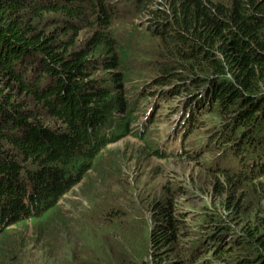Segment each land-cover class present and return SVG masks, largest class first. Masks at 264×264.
Here are the masks:
<instances>
[{
	"label": "trees",
	"instance_id": "trees-1",
	"mask_svg": "<svg viewBox=\"0 0 264 264\" xmlns=\"http://www.w3.org/2000/svg\"><path fill=\"white\" fill-rule=\"evenodd\" d=\"M123 11L130 18L126 23ZM139 78L170 98L190 99L194 115H201L200 130L207 126L204 111L218 115V124L211 125L213 146L202 151L220 149L237 172L203 167L207 175L223 183L264 182V0H0V258L8 254L3 264H20L18 242H4L8 227L28 223L35 242L43 244L64 232L78 234L58 202L84 172L96 171L95 143L101 150L124 136H148L131 131L125 100L126 88L136 89ZM43 113L58 128L46 125ZM148 143L155 158L171 157L155 149L154 138ZM178 196L166 187L144 198L153 225L147 235L138 231L133 238L136 246L144 243V264H169L171 255L183 253L187 234L179 229L187 219L174 215ZM222 205L229 207L227 199ZM240 209L236 205V215ZM81 214L101 227L121 217L104 208ZM256 217L260 227H243L242 244L222 245V235L211 236L205 264L223 254L239 257L236 264H264V215ZM79 234L86 241L87 233ZM74 240L73 251L77 241L84 242ZM68 243L63 263L104 264L99 256L79 261ZM133 259L121 252L115 261Z\"/></svg>",
	"mask_w": 264,
	"mask_h": 264
},
{
	"label": "rangeland",
	"instance_id": "rangeland-1",
	"mask_svg": "<svg viewBox=\"0 0 264 264\" xmlns=\"http://www.w3.org/2000/svg\"><path fill=\"white\" fill-rule=\"evenodd\" d=\"M121 17L125 23L130 19L125 11L122 12ZM46 20L47 17L44 22ZM140 21H144V18ZM113 24L111 29H115L117 22L113 21ZM139 79L141 81L138 86H143V91L153 90L141 105L137 104L139 115L153 108L152 113L157 111L156 119L160 121L157 128L152 126L151 132L145 138L124 136L101 150H98L100 143H95L92 150L100 154L99 161L93 164L96 171L93 169L91 172H84L81 181L67 189L68 191L58 202L63 208L62 212L66 213L71 231L73 233L79 231L83 235L87 233L86 241L78 232L76 236L84 242L77 241V248L73 251L72 242H75L74 237L76 239L74 234L69 233L68 236L67 232H64L62 239L60 236L54 241L43 244L44 241L35 242L31 236L33 227L28 223L25 227H8L10 230L4 236L6 239L4 242L8 243L10 240L18 242L16 247L21 250L17 251L20 264H65L63 261L67 257L63 250L69 241L72 254L79 261L87 262L91 257L94 261L99 256L104 264H117L115 258L122 252L128 261L131 256L134 257L132 264H144V243L141 242L137 246L133 243V238L138 237V234L141 235L138 231L147 235V231L151 230L153 225V219L148 211H144L143 201L144 198L148 201L154 194L161 195V191L166 187L172 188L174 193L179 194L175 200L178 208L174 211V215L187 219L186 228L179 229L187 234L183 239L184 249L195 238L206 237L209 240L211 236L214 238L216 235H222L225 239L226 243L222 238L218 240L223 242L222 245H226L229 241L231 244H242L239 236L243 227L248 225L257 229L260 227L261 222L257 221L256 215H264V182L256 178L248 182L236 180L223 183L221 179L212 178L202 170L203 167L207 168L211 165L214 170L237 172L228 165L227 159L221 156L220 159L216 158L220 149L213 152L215 155L202 152L203 144L209 150L213 146L206 141L209 136L214 137V134H211L214 129L210 128L211 125L218 124V115L214 110L213 113L211 111L202 113L205 115L203 123H207V126L200 130L198 120L201 115H194L190 99L186 98L183 103L181 98H170L167 91L156 92L155 87L145 86L149 83L147 79ZM143 82L146 83L143 85ZM130 94L127 91L125 96L128 103L131 101L129 98H132ZM121 95L123 96V93ZM187 110L189 121L186 120L188 114L184 115ZM42 119L51 128H58V125L50 123L47 114L43 113ZM143 127L146 128L145 122ZM153 138L155 146L160 149L158 152L163 153L161 150H167L164 152H168L171 157L160 160L151 155L148 141H153ZM183 152L187 153V156L179 158L178 155ZM97 154L93 155L89 164H92ZM213 185H218L217 191L213 190ZM222 199H227L228 208L222 205ZM233 203L239 204L241 208L238 215L235 213L236 205ZM45 208L44 205L40 206V209ZM97 208H104L105 212L115 210L121 217L114 219L109 227H101L96 221L82 219L81 212H93ZM100 212L101 210H97L96 213L100 215ZM3 221L4 226L11 224L9 219ZM93 235L101 237L100 244L97 240H92ZM211 242H208L209 250L212 247ZM209 250L191 264L207 263L206 260L211 259ZM182 254L171 255L169 264H184L180 257ZM7 255L0 258V264L4 263ZM238 259L239 257L232 259L227 254H223L215 264H236Z\"/></svg>",
	"mask_w": 264,
	"mask_h": 264
},
{
	"label": "clouds",
	"instance_id": "clouds-1",
	"mask_svg": "<svg viewBox=\"0 0 264 264\" xmlns=\"http://www.w3.org/2000/svg\"><path fill=\"white\" fill-rule=\"evenodd\" d=\"M126 90L129 93H131L130 95L132 96V98H129V100H131L130 101V105H129L130 106L129 111L131 112L132 118L134 120L132 122V124H131V129H132L131 131H133V132H135L137 134H139L142 131H144V132H146V131L151 132L152 126H156V125L158 126V123H160V121H157V119H156V113H157V111H154L152 113L153 108H149V109L143 111V115L142 114L139 115V111L137 109V104L138 105H141L144 102V100L149 97V94L150 93H148L146 91H143V86H137L136 89H132V90H128L126 88ZM159 91H160L159 89L156 90V92H159ZM141 92H142L143 96H141ZM181 102L185 103L184 100L181 101ZM150 111H151V113H150ZM146 113L149 114L148 117L145 116ZM151 114H152V116L150 117ZM185 114H188V110L186 111V113H184V115ZM144 122L146 124V128L143 127L144 126ZM210 128H212V126ZM215 132H216V130L213 129L211 134H215ZM210 138H211V136H209L207 138V141L206 142L208 144H209ZM155 149L157 151L160 150L157 147H155ZM203 149H207V147H205L204 144H203ZM161 151L164 154L169 155L168 152H164V150H161ZM213 152H214V150L212 152H208L207 154H210V153H213ZM213 154L215 155V153H213ZM220 156H221V151L219 153V156L216 157V158L220 159ZM207 169H215V168L212 167L211 165H208L207 166ZM211 241H212L211 239L208 240V239H206V237H198V238H195L192 242L188 243L185 246V249H184L183 254H182V261L184 262V264H191L199 256L205 254L209 250V248H210V246L208 245V242H211Z\"/></svg>",
	"mask_w": 264,
	"mask_h": 264
}]
</instances>
